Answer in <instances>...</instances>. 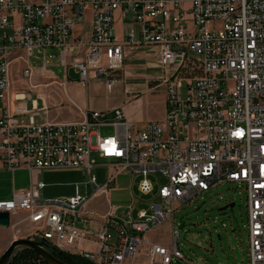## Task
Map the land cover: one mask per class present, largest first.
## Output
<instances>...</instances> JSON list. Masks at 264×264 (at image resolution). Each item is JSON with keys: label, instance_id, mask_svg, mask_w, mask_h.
Wrapping results in <instances>:
<instances>
[{"label": "built area", "instance_id": "1", "mask_svg": "<svg viewBox=\"0 0 264 264\" xmlns=\"http://www.w3.org/2000/svg\"><path fill=\"white\" fill-rule=\"evenodd\" d=\"M140 49L153 53L161 70L163 121L135 126L116 108V134L104 137L102 111L86 110L78 122H38L48 107L11 94L16 59L28 77L36 57L46 72L57 60L62 85L74 71L85 87L95 72L112 88V73ZM191 60L199 70L183 77ZM94 153L118 173L142 176L138 190L153 201L135 219L118 218L117 207L101 222L89 216L87 186L95 196L116 179L98 184ZM76 169L89 175L83 191L42 200L43 171ZM20 170L29 172L30 187L0 200V212L10 214L11 226L27 214L39 241L93 264H129L144 250L149 264L184 261L178 231L171 245L151 241L150 233L212 188L238 184L248 198L250 264H264V0H0V172ZM153 173L166 181L157 191ZM88 241L96 251L80 249Z\"/></svg>", "mask_w": 264, "mask_h": 264}, {"label": "rangeland", "instance_id": "2", "mask_svg": "<svg viewBox=\"0 0 264 264\" xmlns=\"http://www.w3.org/2000/svg\"><path fill=\"white\" fill-rule=\"evenodd\" d=\"M121 28L118 27V34ZM148 54H151V57H147L146 49H140L130 55L124 69L112 73L111 78L118 81L112 88L107 86L106 77H100L95 72H90L89 81L83 87L77 81L78 75L71 71L67 89L62 85L65 72L57 60L50 61L47 66L48 73L43 69L41 61L31 57L34 72L28 77L25 74L24 61L16 59L11 67V93L31 95L33 99L38 100L40 107H48L47 114L41 112L36 118L38 122L47 119L58 121L56 116L60 119L81 117L86 110L102 111L103 120L107 125L98 132L104 137L113 136L116 134V128L112 125L116 108L123 109L128 121L135 126L146 121H163L165 118V85L158 80L161 70L155 66V55ZM198 70V63L191 60L187 63V72L182 76H193ZM27 105L31 109L30 100ZM92 159L99 165L92 174L96 176L101 187L107 185L111 174H116V179L109 185L108 190L96 198L104 208L103 213L110 211L111 207H117L118 218L124 219L128 216L135 219L140 209L147 208L152 203V196L141 195L138 190L141 175L131 170L118 173V170L108 166L112 160L102 159L96 153L92 155ZM60 171L67 173L66 178L76 192L79 185L89 182V175L84 169ZM28 175L29 179L30 174ZM12 178V173H0V192L9 187ZM6 179L9 180L7 184ZM149 179L155 183L156 191L166 183L160 173L150 174ZM88 186V194L91 195L92 186ZM231 203H236L234 208L219 211L221 207ZM13 220L17 223L16 227H0V258L14 239L34 240L37 237L27 220V214L14 216ZM79 226L83 230L88 229L86 224ZM89 231L93 235L95 229ZM174 231L179 233L176 242L185 258L184 261L175 260L174 264H250L248 198L246 190L238 184L225 183L212 188L197 200L179 209L167 222L150 233V238L154 242L171 245V234ZM21 249L23 248L16 252ZM149 263L144 250L141 256L129 264Z\"/></svg>", "mask_w": 264, "mask_h": 264}, {"label": "crops", "instance_id": "3", "mask_svg": "<svg viewBox=\"0 0 264 264\" xmlns=\"http://www.w3.org/2000/svg\"><path fill=\"white\" fill-rule=\"evenodd\" d=\"M20 55L24 56L25 54L20 53ZM63 86H65L67 89H69V84L63 85ZM11 94H12V96L16 95L13 93H11ZM23 95H25V94H23ZM31 100H33L36 104L39 105L37 99L32 98ZM164 102H165V100H164ZM164 107H165V105H164ZM37 117H39V116H37ZM55 118L58 121H60V123L78 122V121L83 120V115H81V117H79V116H74L71 118L64 117L62 119H60V117L56 116ZM45 121L58 122L56 120L51 121L49 119H47ZM7 173H10V172H7ZM12 174H13V178H12L11 182L8 184L9 187L4 189V190H1V192H0V200L9 199L12 197V195L15 191L25 190V189H28L30 187V178L28 179V177H27V175L29 174L28 171L20 170V171L14 172ZM66 175H67V173L65 171H43L40 174V180L45 184V188L41 192L42 200L56 199V198H69V197H73L77 194L76 189L72 187L71 182H69V180H67ZM7 182H9V180L6 179V184H7ZM11 183H12L13 187H11L12 186V185H10ZM88 187L89 186H87V196L90 198V200L88 201L87 210H88L89 216L94 217L99 222H101L102 216H104L105 214H107L109 212V211H107V212L103 213L104 208L101 206L102 204H100L96 199L98 196H100L103 193H98L97 195L92 196L93 195V189H92V193H91V195H89L88 194ZM79 189H80V191H83V185H79ZM16 226H17V223L14 224V227H16ZM98 227H99V224L95 223V225L92 226V229H97ZM81 229H83V228H81ZM32 231H33V228H32ZM149 238H150V235H149ZM151 241H153V240L151 239ZM155 243H157V242H155ZM79 247H80V249H83V251H96L98 248L95 241H88V242L82 243Z\"/></svg>", "mask_w": 264, "mask_h": 264}, {"label": "water", "instance_id": "4", "mask_svg": "<svg viewBox=\"0 0 264 264\" xmlns=\"http://www.w3.org/2000/svg\"><path fill=\"white\" fill-rule=\"evenodd\" d=\"M236 203L228 204L219 209L220 212L226 211L228 208H234ZM0 227L9 228L11 227V217L7 212H0ZM20 248H27L33 250L38 256L45 261L47 264H67L59 260L50 251L49 245L44 241L32 240L28 238L14 239L6 251L0 258V264H10L12 257L16 250Z\"/></svg>", "mask_w": 264, "mask_h": 264}, {"label": "trees", "instance_id": "5", "mask_svg": "<svg viewBox=\"0 0 264 264\" xmlns=\"http://www.w3.org/2000/svg\"><path fill=\"white\" fill-rule=\"evenodd\" d=\"M34 240H39L38 237L34 238ZM50 247V251L56 256L59 260L67 263V264H93L89 260L84 257L76 254L67 253L64 251H60L52 246ZM10 264H47L43 261L37 253H35L31 249L23 248L20 251L16 252L13 256Z\"/></svg>", "mask_w": 264, "mask_h": 264}]
</instances>
